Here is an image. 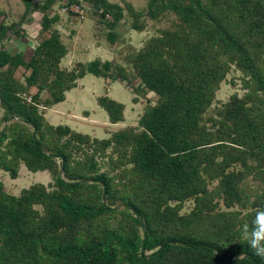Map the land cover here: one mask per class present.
I'll list each match as a JSON object with an SVG mask.
<instances>
[{
  "label": "trees",
  "instance_id": "trees-1",
  "mask_svg": "<svg viewBox=\"0 0 264 264\" xmlns=\"http://www.w3.org/2000/svg\"><path fill=\"white\" fill-rule=\"evenodd\" d=\"M55 1L60 0H20L21 18L38 9L44 30L58 19L44 12ZM87 1L99 8L100 17H110L109 26L122 18L124 9L132 18L130 28L142 29L134 20L140 14L129 3L123 2L122 8L108 0ZM70 3L77 0L66 1ZM166 12L174 16L173 29L150 37L130 58L141 82L133 93L154 94V103L137 120L141 130L124 127L108 137L90 138L102 152L113 148L111 167L129 164L120 169L126 178L116 190L91 154L73 160L71 139L89 136L47 123L37 105L62 101L63 92L85 74H113L122 81L123 66L94 58L76 63L78 71L60 68L66 50L55 29L22 53L0 47V170L15 178L22 163L28 171L46 170L50 176L45 185L32 183L16 195L0 183V264H264L241 238L255 213L234 218L232 224L218 215L205 228L207 179H218L216 192L224 206L243 203L224 172L235 155H227L221 139L213 141L218 129L200 125L201 113L232 63L245 77L242 86L249 89L240 101L229 97L217 113V125L231 130L232 144L240 137L257 141L264 131V116L256 120L251 109L254 100L264 99V0H148L144 14L155 19ZM14 25L0 23V42ZM115 37L112 31L105 34L110 43ZM19 67L28 70L22 80L13 74ZM44 71H52L53 79L38 83ZM33 85L36 91L26 101L23 87ZM41 89L50 97L41 101ZM95 101L109 122L120 121L121 103L106 95ZM187 197L193 207L179 214Z\"/></svg>",
  "mask_w": 264,
  "mask_h": 264
},
{
  "label": "rangeland",
  "instance_id": "rangeland-1",
  "mask_svg": "<svg viewBox=\"0 0 264 264\" xmlns=\"http://www.w3.org/2000/svg\"><path fill=\"white\" fill-rule=\"evenodd\" d=\"M66 1L67 0H60L58 2L55 1L58 6H56L55 10L52 8L56 13L57 9L60 10V8L64 7L68 11V17H71L62 22L63 26L61 25L60 28L62 37L61 43H63L65 47H71L73 38L77 40L72 36L75 32L72 29L76 28L77 25L74 23V20L76 22L82 23L83 26H87V28L84 30L86 35L83 38H79L80 35H78V41L81 47H79L80 50H78V52L80 53L84 51V53L81 54H84L83 58H86V56L90 57L94 53L101 58L100 60H111L113 61L114 65L117 64L123 66L122 73L125 75V79L120 81L119 79L114 78L115 76L113 74L103 78L93 77L91 74L86 75L82 80H77V84L75 80L74 88L77 87V89H71L69 91L67 90L66 92H63V95L66 96L63 102L57 103L56 107L49 112H44L45 110H42L44 114L42 116L44 120L51 125L58 122H68V125L76 129V131H83V134H87L89 138H86L87 136L83 135V139L81 138L82 140L80 141L71 139L70 145H73L71 148V156L73 160L80 161L83 160V156L85 154H91L93 161L96 163L98 171L104 172L110 177V180L113 183L112 187L116 190L119 189L126 178L125 176L121 177L119 171L120 169H126L129 167V164L123 167H111L109 159L114 160V156L116 154L112 151L113 148L109 146L103 150L104 152H102L99 150V147L95 142H91L90 138L108 137L109 133L112 131L122 129L124 127H132L133 130L136 128L139 129H136L135 131L141 130L140 127H137V120L139 116L154 103V94L147 92L145 97L135 96L136 100L138 98L140 99L139 102L134 104L133 102H135V100L130 104V97L133 94V90L138 92L140 90L139 86L141 85V82L138 84L139 79L134 76L135 74L130 64V58L145 44V42L150 37L158 36L163 30H172L174 16L171 13L166 12L162 14V16H159L155 19H150L144 14L148 0H108L113 3H117L122 8L124 6L123 2H127L135 11L140 14V16H136L134 20L142 25V29L135 31L134 29L130 28L132 18L127 12L124 11V9L122 18L119 19L114 26H109L111 20L110 17H100L98 14L99 8L94 5V3L87 0H77V3L75 4L79 10H82L83 16L81 19L78 14H75L68 9L69 5L67 6ZM0 9H3V11L6 13L4 17L0 16V23L3 25L15 23V25L8 32V36L13 39V43H8L5 41V39H3L2 42H0V46L2 47L7 46L6 48L8 49L11 47V45H17L18 42H22V40H24V38L27 36L25 31L29 29L35 33L34 38L36 42L33 41V46L28 47L33 48L36 46L35 43H39L40 40L44 39V37H48L54 31L52 23L48 26L49 29L46 30L47 32H42L39 30V34L37 36L36 33L38 32V25L41 20L42 12L38 11V9H35L33 14L34 16L27 17V15H29L28 13L21 18L24 6L19 0H0ZM44 12L45 16L50 17V12ZM73 15L77 17H74ZM25 22L27 25H25ZM14 30H18V32H15ZM108 31H112L116 36L114 41L111 43L105 38V34ZM28 38H30V36ZM76 45L75 51L78 53L77 49L79 45L77 43ZM25 46L26 43L21 46V49H23L21 52L26 50L27 47L25 48ZM85 48H87V51L91 48L90 52L92 53H87L86 55ZM76 55L74 61L80 62L81 56ZM224 58V56H221L220 60ZM262 58L264 59V54H262ZM91 59H94V57H90L88 60L90 61ZM41 60L46 62L44 57ZM61 61L64 64L63 66L68 65L65 66L64 69H74V71H78L80 68L78 66H73L71 64L72 62L68 64L65 58ZM80 63L83 64L84 62L82 61ZM13 72L15 78L21 80L22 76H24L28 70L23 71L21 67H19ZM115 72L116 71L113 70L110 71V73ZM113 78L114 80H112ZM52 79V71H44L43 74L41 73L38 76L37 81L38 83L44 84L45 82H50ZM109 79L112 80L111 83ZM243 81H245V77L234 67L232 63H229L223 79L219 82L217 89L214 91L213 99L200 115V125L204 126L210 131L215 129L219 130L218 137L213 139V141L221 139L222 143L225 144V147L229 148H225V150H228L227 155L231 153L235 155L234 160L224 168V172L229 173L230 177L228 182H232L239 193L238 195L241 198L240 201L243 203L242 205L232 204L229 206H224L221 201V196L216 192V184L218 179H207L205 187L209 194L206 196V204H204L203 212L206 215L205 217L208 219H206L208 223L205 224V228L209 226V219H216L218 215L221 217L223 216V218L231 221L230 224H232L234 218H245L242 215H251L256 213L261 207H264V131H259V137L257 141H249L243 137H240L237 144H232L229 140L230 135H232L231 130L228 128L223 129L217 125V122L221 121V118L217 113L222 109L223 105L229 101V97L234 95L240 101V99L244 97L245 93H247L249 88L242 86ZM29 87H23L24 93H21V96L25 94V96L22 97L26 101H31L30 96L36 91V87L34 85L30 88ZM26 89L29 92L26 91ZM104 94H111L117 102L122 104V117L120 119L121 123H109L104 119V116L98 114L99 112H97L95 117L92 116L88 118H84L79 114L80 112L78 113L77 109L80 107L83 109L91 108L94 102L96 104V96ZM39 97L41 101L46 97H50L48 90L41 89L39 92ZM245 102L247 103L246 105H249L250 103V101ZM75 104H77V106L74 107L76 108L74 112V108L72 106ZM124 106L125 108H123ZM251 106L252 113H256V120H258L259 117L264 116L263 98L254 100ZM40 109L41 107L37 105V110L39 111ZM56 113H59L60 115ZM227 123L228 122H225V125H227ZM228 126L232 128V124L228 123ZM66 137L62 139H66ZM120 150L123 151L122 148H120ZM215 159L219 160V156H217ZM219 167L220 166L216 167L215 171L218 170ZM49 181L50 176L46 170H37L31 172L28 171L22 163L19 164L15 178H10L6 172L0 170V183L2 184L3 190L13 195L18 194V191L21 188L27 187L32 183L39 182L45 185ZM169 203L171 204L172 201ZM192 207L193 200L192 198L187 197L182 201L181 207L179 208V214L188 213ZM35 208L40 210L38 206H35ZM95 224H98L97 221H95ZM194 225L196 226L197 223ZM172 230L177 231V228L174 227Z\"/></svg>",
  "mask_w": 264,
  "mask_h": 264
},
{
  "label": "crops",
  "instance_id": "crops-1",
  "mask_svg": "<svg viewBox=\"0 0 264 264\" xmlns=\"http://www.w3.org/2000/svg\"><path fill=\"white\" fill-rule=\"evenodd\" d=\"M14 1H16V0H14ZM20 1V0H19ZM32 2L34 3H40L41 1H34V0H32ZM58 2V1H57ZM56 6H58L57 5V3L56 2H54L46 11L47 12H50L51 13V15L52 14H56L57 16H58V19L56 20V21H54L53 22V24H52V26H53V28L56 30V32L58 33V36H59V40H60V42H61V39H62V37H61V30H60V28H61V25L63 26V23L62 22H64L65 20H67V19H69V18H71V17H68V11L67 10H62L61 8H60V10H58L57 9V11H56V13H55V11H53V9L52 8H54V10L56 9ZM1 10V17H4L5 15H6V13H5V11H3V9H0ZM34 12H35V10H33V11H31L30 13H29V15H27V17H32V16H34L33 14H34ZM64 13H66V14H64ZM41 14V13H40ZM51 15H49V16H51ZM72 15V14H71ZM70 16V15H69ZM74 16V15H73ZM74 17H77V16H74ZM81 19H82V17H81ZM81 19H78V20H81ZM72 20V19H71ZM74 23H76L77 25H76V28H74V29H72V30H74L75 32H74V34L72 35L73 37H75L77 40H75L74 38H73V41H72V46L71 47H65V45H64V47H65V50H66V52H65V54L60 58V60H59V63H58V66L60 67V68H65V66H68V65H65V66H63L64 64L62 63V59H66L67 60V62H68V64H70L71 62V64L74 66L77 62L78 63H80V62H87V61H89L88 59H90V57H94V58H99V59H101L97 54H92V56H90V57H87L86 56V58H88V59H86V58H83V56H84V54L83 55H81L82 53H84V51L83 52H78V50H80V44H79V39H78V35H80V37L79 38H83L86 34H85V32H84V30H85V28H87V26L86 27H84L83 26V24L82 23H80V22H76L75 20H74ZM25 25H27L26 24V22H25ZM80 27V28H79ZM49 28H46V29H41V27H40V23H39V25H38V32L36 33V35L38 36V34H39V30H41L42 32H47L46 30H48ZM50 31V30H49ZM26 34H27V36L24 38V40H22V42H18L17 43V45H11V47L10 48H6V47H2V46H0V47H2V48H4V49H6V50H8L10 53H15V52H20V53H22L21 51L23 50V49H21V46L23 45V44H25L26 43V46H25V48L26 47H32L33 45H32V42L34 41V42H36V40H35V38H34V34L35 33H33L31 30H29V29H27L26 31ZM9 35V34H8ZM5 36L3 39H5V41L6 42H8V43H13V39L11 38V37H9V36ZM30 36V38H28L29 36ZM15 38V37H14ZM45 38V37H44ZM2 39V40H3ZM2 40H1V42H2ZM28 40V41H27ZM5 41H3V42H5ZM41 41V40H40ZM76 43L79 45L78 46V49H77V52L78 53H76V51H75V45H76ZM36 45L38 44V43H35ZM77 46V45H76ZM80 47V48H79ZM91 47V46H90ZM10 49V50H9ZM91 49V48H90ZM90 49L87 51V48H85V52H86V55H87V53H92V52H90ZM17 50V51H16ZM77 54V55H76ZM75 55L76 56H81V61L79 62V61H74V59H75ZM92 60V59H91ZM86 75H89V74H85L84 76H86ZM84 76L83 77H81V78H79V79H77L78 81H80V80H82L83 78H84ZM94 77V76H93ZM20 80V79H19ZM22 80V79H21ZM77 80H76V84H77ZM110 80V83H111V81L112 80H114V78L111 80V79H109ZM31 87V86H30ZM29 87V88H30ZM75 87V86H74ZM74 87H72V88H70L69 90H71V89H77V87L76 88H74ZM28 88V89H29ZM68 90V91H69ZM28 91V90H27ZM29 92V91H28ZM66 92V91H65ZM104 95H106V94H104ZM22 96H25V94L24 95H22ZM97 96H99V95H97ZM96 96V97H97ZM106 96H108L109 98H112V99H115V98H113L112 97V95L110 94H107ZM29 97V96H28ZM134 97H135V94L133 93L132 95H131V97H130V104L133 102V99H134ZM65 98H66V96H64V98H63V100L62 101H60V102H57V103H61V102H63L64 100H65ZM136 100V99H135ZM139 98L135 101V102H133L134 104H136L137 102H139ZM115 101H116V99H115ZM57 103H54V104H50V105H48V106H45V105H43L42 103H40L39 102V106L41 107V109L39 110L40 112H42V115H44L43 114V111L42 110H45L44 112H49V111H51L53 108H55L56 107V104ZM134 104H132V105H134ZM75 106H77V104H75V105H73L72 107L74 108ZM92 106H94V107H92ZM91 106V108H87V109H83V108H79V109H77L78 110V113L81 115V116H83L84 118H88V117H92V116H94L95 117V115H97V112H99L98 114L100 115H102V116H104L105 118V120H107V122H109L108 121V119H107V116H106V113H105V111H104V113H103V109L101 108V107H99V106H97L96 104H95V102H94V104ZM135 107V106H134ZM123 108H125V106L123 107ZM75 110H76V108H74L73 109V111L75 112ZM1 112V111H0ZM102 112V113H101ZM56 114H59V113H56ZM60 115V114H59ZM103 119V120H104ZM120 121H118V122H115V123H119ZM110 123V122H109ZM114 123V124H115ZM121 123V122H120ZM69 123L68 122H63V123H61V122H58V123H54L53 124V126L54 125H67L71 130H73V131H76V129H74L73 127H71V126H69L68 125ZM76 132H80V133H82L83 131H76ZM85 134V133H84Z\"/></svg>",
  "mask_w": 264,
  "mask_h": 264
},
{
  "label": "clouds",
  "instance_id": "clouds-1",
  "mask_svg": "<svg viewBox=\"0 0 264 264\" xmlns=\"http://www.w3.org/2000/svg\"><path fill=\"white\" fill-rule=\"evenodd\" d=\"M241 238L248 243L255 255L264 258V207L255 213L251 224L243 226Z\"/></svg>",
  "mask_w": 264,
  "mask_h": 264
},
{
  "label": "built area",
  "instance_id": "built-area-1",
  "mask_svg": "<svg viewBox=\"0 0 264 264\" xmlns=\"http://www.w3.org/2000/svg\"><path fill=\"white\" fill-rule=\"evenodd\" d=\"M68 5H69V8H68V9H69L70 11H72V12L75 13V14H78V15L80 16V18L83 16V15H82V10H79L75 3H70V4H68ZM68 5H67V6H68ZM61 9H62V10H67V9L64 8V7H62Z\"/></svg>",
  "mask_w": 264,
  "mask_h": 264
}]
</instances>
